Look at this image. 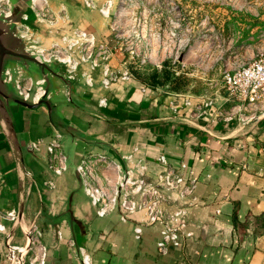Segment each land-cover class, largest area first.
Returning a JSON list of instances; mask_svg holds the SVG:
<instances>
[{
	"label": "water",
	"instance_id": "1",
	"mask_svg": "<svg viewBox=\"0 0 264 264\" xmlns=\"http://www.w3.org/2000/svg\"><path fill=\"white\" fill-rule=\"evenodd\" d=\"M46 1L56 14L66 11L65 24H50L36 11L35 0H8L9 11H0V193L7 195L3 211L12 216L8 218L0 212L3 264H27L33 231L36 229L42 236L46 226L58 238L65 226L80 264H91L85 244L88 220L80 214V208L88 206L97 217L108 215L101 212L80 172L84 159L93 155L107 157L117 169L112 213H117L121 221L132 223L135 239L141 238L145 228L153 229L157 250L162 229L183 231L179 221L185 218L188 231L191 209L196 207L189 205L193 196L199 204L196 189L190 196L181 197L177 190L163 184L167 165L178 169L183 163L193 170L185 161L173 164L164 151L151 163L142 142L118 143L113 137L115 132L146 129L159 133L170 126H191L214 137L236 141L264 119V112L248 119L239 117L234 124L231 120L218 121L208 108L193 116L196 101L187 105L174 91L167 92L175 96L174 105L163 104L160 99L152 114L131 109L113 95V85L126 80L121 77L122 72L119 78H113L109 70L88 64L82 56L73 63L43 54V49L66 27L71 31H91L96 38L95 33L110 18L111 6H103L111 5L113 0ZM27 80L31 88L25 95L19 84ZM161 87L166 93L165 85ZM56 136L66 164L60 171L49 165L50 144ZM193 175L196 177L194 172ZM63 182V196L54 200L52 194ZM148 189L170 200V213L179 207L186 211L178 215V224L165 219L159 208L157 216L151 218L148 211L153 200L146 205L141 202ZM127 195L131 196V207L124 206ZM45 249L43 264L46 245Z\"/></svg>",
	"mask_w": 264,
	"mask_h": 264
},
{
	"label": "crops",
	"instance_id": "2",
	"mask_svg": "<svg viewBox=\"0 0 264 264\" xmlns=\"http://www.w3.org/2000/svg\"><path fill=\"white\" fill-rule=\"evenodd\" d=\"M161 86L133 76L114 84L113 95L137 112L152 114L160 99L165 104L175 97L164 93ZM213 100L217 107L233 104L225 94ZM113 137L121 144L142 142L151 163L162 151L173 164L185 161L198 179L199 204L189 216L188 229L193 235L180 247H170L165 256L157 253L153 229L145 228L141 238L135 239L132 223L121 221L117 213L97 217L83 206L80 214L88 220L85 244L91 264H264V119L236 141L223 140L191 126H170L159 133L126 129L116 131ZM64 188L63 182L53 192L54 200L63 196ZM6 202L7 195L0 193L1 214ZM39 240L33 242L27 264L41 253V244L48 248L45 264H80L65 226L60 238L46 226ZM1 250L0 240L3 264Z\"/></svg>",
	"mask_w": 264,
	"mask_h": 264
},
{
	"label": "rangeland",
	"instance_id": "3",
	"mask_svg": "<svg viewBox=\"0 0 264 264\" xmlns=\"http://www.w3.org/2000/svg\"><path fill=\"white\" fill-rule=\"evenodd\" d=\"M109 6V21L95 33L96 38L91 31H71L66 27L43 49V54L73 63L82 56L88 64H109L110 75L115 78L125 70L133 77V70L167 67L178 76L179 88L197 101L195 96L199 95L211 99L223 96V89L217 88L225 66H233L264 49V0H113L103 8ZM35 8L50 24H65V10L56 14L46 0H40ZM163 48L166 49L162 51ZM170 85L166 83L165 89L170 90ZM230 106L217 107L213 102L211 113L218 121L245 119L249 114L241 109L229 119L217 116L219 110ZM107 173L113 182L117 180L113 163ZM112 206L109 202L105 214L112 213Z\"/></svg>",
	"mask_w": 264,
	"mask_h": 264
},
{
	"label": "built area",
	"instance_id": "4",
	"mask_svg": "<svg viewBox=\"0 0 264 264\" xmlns=\"http://www.w3.org/2000/svg\"><path fill=\"white\" fill-rule=\"evenodd\" d=\"M0 11H9L8 0H1ZM144 22L145 21L143 20V23ZM165 49L166 48H163L162 51ZM153 51L155 50L152 49V53ZM170 54L171 52H168V57L171 56ZM143 56H147L146 53H144ZM45 57L48 58L47 56ZM144 62L145 60L143 59L141 63ZM104 69L109 70V64H106ZM112 77L115 78L114 76ZM121 77L123 79H129L131 74L125 70L121 73ZM19 86L22 92L25 95H28L31 88V82L29 80L22 81L20 82ZM220 89H223L225 96H227V98L230 99L233 104L226 110H219L217 116L224 117V119H229L232 115L237 113V111L243 109L249 113L245 117V119H248L257 115L258 112H263L264 49L257 50L254 56L246 60L238 61L233 64V66H225V68L222 70V80L217 90L219 91ZM141 90L145 91L146 87H142ZM201 97L202 96H200L196 101L195 110L192 112L193 116H196L199 110H204L205 108H208L209 110L212 109L213 100L209 97L204 96L202 99ZM184 101L187 105H191L193 103V100L187 97L184 98ZM169 102L172 105L176 104V101L172 99H170ZM243 115L244 114H242V116ZM50 145L49 165L54 171H60L65 167L66 164L65 156L61 149L59 136H56ZM110 163L112 164L113 162L107 157L93 155L85 158L80 167V172L84 177L88 191L99 203V205L102 203L101 212L103 214L107 212L109 208V202H112L113 205V199L116 193L117 180H114L113 182V178L107 173V168L110 166ZM162 179L163 184L168 189L177 190L181 197L190 196L196 189L198 180L193 175V172L187 169L186 164L183 163L178 169L174 168L171 164H168ZM49 184L52 185V183ZM126 190H129L128 185L126 186ZM151 200H153V203L148 211V214H151V218H155L157 216V208H159L165 215V219H171L176 223L178 222V215L180 213H186V211H183L184 209L182 207H179L178 210H173L170 213L169 209L172 208V203L167 197L160 196L154 190H145L141 202L146 205L147 202ZM189 205H198L195 196L192 197ZM124 206H132L130 195L126 196ZM6 217L12 218V216L9 214ZM186 223L187 219L185 218L181 222L179 221V226L183 225L184 227L183 231L179 229L173 231L172 228L162 229L161 238L156 243L157 251L160 255H167L169 253L170 247H180L186 238L191 237L192 232L186 230ZM34 242H40L39 233H37L36 230L34 231ZM40 249L41 253L32 258L29 262L30 264L43 263L45 257V247L41 244Z\"/></svg>",
	"mask_w": 264,
	"mask_h": 264
},
{
	"label": "trees",
	"instance_id": "5",
	"mask_svg": "<svg viewBox=\"0 0 264 264\" xmlns=\"http://www.w3.org/2000/svg\"><path fill=\"white\" fill-rule=\"evenodd\" d=\"M133 76L141 79L147 84L150 85H166L167 82L171 83L173 88H170L172 91H178L180 84L178 83V76L173 72L168 70L167 67L158 70L154 67L148 68L146 71H134L132 72Z\"/></svg>",
	"mask_w": 264,
	"mask_h": 264
},
{
	"label": "flooded vegetation",
	"instance_id": "6",
	"mask_svg": "<svg viewBox=\"0 0 264 264\" xmlns=\"http://www.w3.org/2000/svg\"><path fill=\"white\" fill-rule=\"evenodd\" d=\"M169 82H167V84H168ZM153 86H155V85H153ZM170 88H173V86H172V84L169 86V89ZM168 91H171V89L170 90H167L166 91V93L168 92ZM174 92H176V91H174ZM177 93V95H179L180 97H183V98H193V95L192 94H189V93H187L186 92V90L184 89V90H182V89H178V92H176ZM168 94V93H167ZM200 96H202V97H204V95H199V96H195L197 99L200 97ZM202 97H201V99H202ZM192 236V235H191ZM189 238V237H188ZM187 239V238H186Z\"/></svg>",
	"mask_w": 264,
	"mask_h": 264
},
{
	"label": "bare ground",
	"instance_id": "7",
	"mask_svg": "<svg viewBox=\"0 0 264 264\" xmlns=\"http://www.w3.org/2000/svg\"><path fill=\"white\" fill-rule=\"evenodd\" d=\"M35 2H36V0H35ZM105 210V209H104Z\"/></svg>",
	"mask_w": 264,
	"mask_h": 264
}]
</instances>
